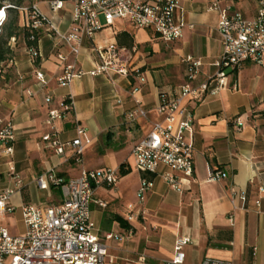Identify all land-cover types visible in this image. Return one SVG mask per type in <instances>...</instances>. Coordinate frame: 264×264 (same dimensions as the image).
<instances>
[{
	"label": "crops",
	"instance_id": "obj_1",
	"mask_svg": "<svg viewBox=\"0 0 264 264\" xmlns=\"http://www.w3.org/2000/svg\"><path fill=\"white\" fill-rule=\"evenodd\" d=\"M48 1L36 0L30 6L35 4L39 10L44 6L40 12L66 33L71 27L70 6L64 4L53 14ZM225 5L246 21L257 15L255 0H226ZM180 6L185 22L192 28H186L178 41L162 42L125 21H117L110 29L83 41L78 67L90 70L96 61L91 49L114 41L123 50V59L141 70L142 83L132 78L114 77L111 82L101 76H85L68 87L58 86L56 79L74 60L67 49L43 34L37 42L38 57L32 60L24 40L23 48L15 49L14 39L11 60L0 80V119L10 121L14 127L11 159L0 155V194L6 189L15 191L9 202L13 211L0 212V227L11 236L25 234L23 207L57 206L64 200L57 187L40 191L35 182L38 176L52 171L57 177L70 179L83 170L123 168L119 192L110 194L112 190L104 187L96 190L90 208L100 237L127 230L123 223L133 231L127 242H107L111 260L104 264H163L172 258L175 242L182 237L191 241L183 248V264H201L204 259L264 264V193L260 192L264 189V67L245 62L228 76L227 89L207 95L200 102L184 103L194 117V150L193 175L182 193L171 190L163 181L166 167L160 166L154 175L131 167V147L160 119L154 112L159 96L172 97L186 83L182 60L191 57L201 62L192 83L198 85L214 75V63L222 52L217 13L207 11L203 0H180ZM19 15V26L24 30L26 16L20 11ZM58 53L67 57L65 62L58 60ZM37 71L43 73L47 86L41 87L35 79ZM134 88L139 92L131 95ZM46 96L51 98L48 104ZM67 96L72 97L74 109L56 121L58 138L66 142L76 137L75 120L86 130L91 144L79 161L73 159L70 150L56 155L41 144L42 136L50 132L45 123L48 110L58 109L59 102ZM135 99L148 111L146 119H127V113L136 106ZM9 160L21 186L8 176ZM209 170L221 171L226 177L208 182ZM141 178L151 179L153 188L138 207L144 212L143 218L128 223L127 206L136 204ZM231 190L237 194L233 204ZM241 192L245 193L244 201L239 198Z\"/></svg>",
	"mask_w": 264,
	"mask_h": 264
},
{
	"label": "built area",
	"instance_id": "obj_2",
	"mask_svg": "<svg viewBox=\"0 0 264 264\" xmlns=\"http://www.w3.org/2000/svg\"><path fill=\"white\" fill-rule=\"evenodd\" d=\"M209 12L218 15L217 31L221 38L222 52L214 63L215 73L208 80L198 85L193 81L199 74L201 62L191 57L182 60L186 68V83L180 86L177 93L169 97L159 96L154 112L159 120L151 124L145 137L133 144L130 156L134 169L142 174L154 175L160 166L167 168L162 179L165 184L178 193H182L186 183L193 175V124L194 117L184 103L186 101H202L207 95H215L220 90L228 88L227 78L243 63L250 62L264 67V0H255L257 15L251 21L243 19L241 14L232 11L225 5L226 0H203ZM64 4L70 6L71 27L62 33L33 4L19 9L25 14L24 29L29 33L30 42H38L45 34L64 46L68 55L74 60L65 66L63 73L56 79L58 86L68 87L76 79L85 76L90 78L105 77L113 81L114 77L144 81L143 73L135 68L130 61L123 59V50L113 41L104 46H94L91 52L96 61L92 68L84 71L77 66V58L83 50V41L91 38L103 29H110L115 22L125 21L136 29L149 32L154 38L170 43L183 37L186 28H192L183 18L180 0H49L50 11L55 14L62 10ZM11 8L6 5L2 10ZM180 14V15H179ZM179 15V16H178ZM4 21V19H3ZM2 21V22H3ZM103 21V22H102ZM1 26V25H0ZM14 39L11 40L13 42ZM27 53L32 60L38 57L37 47H27ZM60 62L67 57L58 53ZM35 79L41 87L48 85L42 72H35ZM139 92L138 88L131 95ZM45 102H51L49 96ZM135 108L127 113V119L137 117L146 119L148 111L141 107L135 99ZM72 97H64L58 109H49L45 123L50 132L43 135L41 144L56 155H62L65 150L72 152V157L79 161L91 140L86 136V130L75 120L76 137L73 140L61 142L56 121L63 120L73 112ZM240 127V123L236 120ZM14 127L10 121L0 119V155L11 159L13 154ZM8 176L17 186L21 180L15 173L11 160L8 161ZM226 174L221 171L208 172V182L224 179ZM120 179L118 169L102 168L98 170H83L75 178L63 179L51 171L38 176L35 180L40 191H47L51 186L61 190L63 202L57 206L40 205L22 208V219L25 226L23 236L13 237L7 229L0 227V264H104L111 260L108 254L107 242H127L133 237L132 229L122 233H105L100 237L95 232L94 223L90 217V208L96 190L107 188L115 190ZM153 188V181L141 178L136 191V204L127 206L125 220L128 223L137 221L144 216L138 207ZM231 203L237 194L231 190ZM264 193V189H260ZM15 191L6 189L0 194V212H12L10 199ZM239 198L244 201L245 193ZM104 208L105 204L96 202ZM259 205V201L257 202ZM190 238H178L173 248L171 259L163 264H183L185 254L183 248L189 244ZM201 264H226L222 261L204 259Z\"/></svg>",
	"mask_w": 264,
	"mask_h": 264
},
{
	"label": "trees",
	"instance_id": "obj_3",
	"mask_svg": "<svg viewBox=\"0 0 264 264\" xmlns=\"http://www.w3.org/2000/svg\"><path fill=\"white\" fill-rule=\"evenodd\" d=\"M32 3V0H0V10L6 5L11 6V8L5 9V19L1 24L0 28V80L6 67L7 63L11 60L12 57V48L11 40L17 38L18 30V19H19V9L29 7ZM11 13H14V16L11 17ZM22 37L27 47H37V42H30L28 40L29 33L24 29L22 31ZM128 47H131L129 44ZM120 174H124L125 171L123 168L119 169ZM123 223V222H122ZM126 229H130L126 223H123Z\"/></svg>",
	"mask_w": 264,
	"mask_h": 264
},
{
	"label": "rangeland",
	"instance_id": "obj_4",
	"mask_svg": "<svg viewBox=\"0 0 264 264\" xmlns=\"http://www.w3.org/2000/svg\"><path fill=\"white\" fill-rule=\"evenodd\" d=\"M36 0H32V2H35ZM42 12L45 10V7L44 6H40ZM40 10V11H41ZM14 16V13H11V17ZM103 22V21H102ZM20 15H19V19H18V30H17V38H16V44H15V49H20V48H23V43H22V40H23V37H22V31L21 28H20ZM116 25H119L118 23H116ZM11 45H13V43L11 42ZM14 49V50H15ZM5 69V68H4ZM131 163V167L134 171H136L133 167V163L130 161ZM134 175L136 176L137 174L134 172ZM110 194H114V193H118L119 192V186H117V188L115 190H112V191H109ZM127 215V213L125 214V216ZM139 220V219H138ZM21 225H19V228L21 230Z\"/></svg>",
	"mask_w": 264,
	"mask_h": 264
},
{
	"label": "bare ground",
	"instance_id": "obj_5",
	"mask_svg": "<svg viewBox=\"0 0 264 264\" xmlns=\"http://www.w3.org/2000/svg\"><path fill=\"white\" fill-rule=\"evenodd\" d=\"M5 10H0V25L3 23V19H5ZM1 28V26H0Z\"/></svg>",
	"mask_w": 264,
	"mask_h": 264
}]
</instances>
